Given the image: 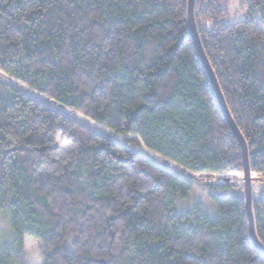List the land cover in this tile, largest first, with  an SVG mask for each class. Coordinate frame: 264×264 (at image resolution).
<instances>
[{"label":"trees","instance_id":"obj_1","mask_svg":"<svg viewBox=\"0 0 264 264\" xmlns=\"http://www.w3.org/2000/svg\"><path fill=\"white\" fill-rule=\"evenodd\" d=\"M229 4L196 0L195 20L251 172L263 175L264 0H243L249 17L224 24ZM188 8L189 0H0V209L14 235L0 264H27V237L43 264H264L244 183L207 186L215 221L201 204L178 214L179 197L198 184L148 153L191 173H244ZM254 189L264 246V195Z\"/></svg>","mask_w":264,"mask_h":264},{"label":"rangeland","instance_id":"obj_2","mask_svg":"<svg viewBox=\"0 0 264 264\" xmlns=\"http://www.w3.org/2000/svg\"><path fill=\"white\" fill-rule=\"evenodd\" d=\"M243 0H230L229 4V14L227 17L222 19V23L224 24H234L240 21H243L249 17V12L247 10V7L242 9ZM22 87L28 91H31L35 93L33 90L25 87L22 85ZM45 100H47L46 97H44ZM55 104L57 107H60L59 104H56L54 102H51ZM82 120H84L89 125H94L98 129L103 130L101 126L95 124L93 121L88 120L86 118H83L82 116H78ZM106 131V130H105ZM112 136H114L116 139L120 141H124L126 138H129L130 136H121L115 133H111L108 131ZM138 142L140 143L141 150L143 152H148L145 147L142 145L141 140L136 137ZM158 160L166 163L169 167H171L174 170H177L179 172L184 173L185 175L189 176L193 180H195L198 184V187L194 188L193 191L190 193V195L187 198H181L179 197L178 201L174 205V209L176 213L178 214H185L188 212H191L194 207L198 204H201L203 209L210 215L212 220H217L218 218V211L217 207L210 197L207 186L209 185H216V184H237L241 185L244 183V175L243 173H240L236 179H225L218 175L213 174H196L191 173L189 171L184 170L183 168L175 165L172 162H169L165 159L158 158L157 156L151 154ZM253 184L255 186L254 189V197H258L261 195H264V174L263 175H252ZM240 194L241 190L238 191H228V195H234V194ZM14 244V235L11 231L10 227V221H9V215L5 211H2L0 209V248L7 246L10 248H13ZM25 259L27 260V264H43L42 257H41V251L39 243L31 239L30 237L26 238L25 241Z\"/></svg>","mask_w":264,"mask_h":264},{"label":"water","instance_id":"obj_3","mask_svg":"<svg viewBox=\"0 0 264 264\" xmlns=\"http://www.w3.org/2000/svg\"><path fill=\"white\" fill-rule=\"evenodd\" d=\"M195 1L196 0H189V8H188L189 28H190L191 35L194 40V44L198 52V55L204 65L205 70L207 71L210 77L212 86L217 95V99H218L220 108L222 110V113L225 119L227 120V122L229 123L232 131L234 132L237 140L239 141L242 147L243 158H244V173H243L244 189H245L246 211H247V217H248V223H249L250 237L255 247L258 249V251L264 254V246L258 240L257 233H256V227H255V217L253 213V180H252L253 173L251 172V168H250L248 145H247V142L244 136L241 134L238 126L236 125L235 121L233 120L230 114V111L226 104L224 95L221 91L216 75L210 65V62L202 46L196 20H195Z\"/></svg>","mask_w":264,"mask_h":264}]
</instances>
